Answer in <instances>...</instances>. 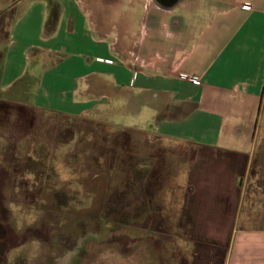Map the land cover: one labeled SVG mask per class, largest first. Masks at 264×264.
Returning a JSON list of instances; mask_svg holds the SVG:
<instances>
[{"label": "crops", "instance_id": "0c3cea01", "mask_svg": "<svg viewBox=\"0 0 264 264\" xmlns=\"http://www.w3.org/2000/svg\"><path fill=\"white\" fill-rule=\"evenodd\" d=\"M78 2L0 0V16H12L0 38V102L73 119L106 113L117 126L118 116L132 115L129 128L184 144L193 153L186 184L207 204L194 231H215L209 222L223 207L235 234L226 244L194 241V259L264 264V0H205L212 13L195 34L184 31V18L170 17L191 2L145 0L161 15L144 33L158 35L161 47L187 42L165 57L161 47L119 48L115 24L109 31L88 22ZM56 74L64 83L59 105Z\"/></svg>", "mask_w": 264, "mask_h": 264}, {"label": "rangeland", "instance_id": "374dc122", "mask_svg": "<svg viewBox=\"0 0 264 264\" xmlns=\"http://www.w3.org/2000/svg\"><path fill=\"white\" fill-rule=\"evenodd\" d=\"M187 2L193 8L178 6L170 17L184 18V31L195 34L211 7L205 0ZM214 3L215 9L221 5ZM77 5L101 29L115 24L111 34L120 37L119 48L153 53L164 41L144 33L161 15L145 0ZM206 5L210 11L201 8ZM11 21L10 14L0 16V38ZM185 43L168 41L162 56ZM56 75L51 87L59 105L64 83ZM118 117L117 126L106 113L73 119L0 102V264H207L194 259V241L234 240L223 207L209 222L215 231H194V215L206 203L186 184L193 153L184 144L129 128L132 115ZM256 171L254 164L252 175Z\"/></svg>", "mask_w": 264, "mask_h": 264}]
</instances>
